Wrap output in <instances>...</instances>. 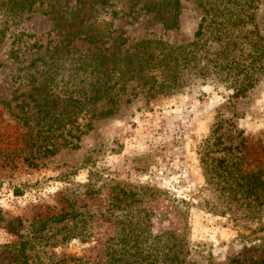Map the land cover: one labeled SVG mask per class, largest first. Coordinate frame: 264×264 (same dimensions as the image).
I'll return each instance as SVG.
<instances>
[{
	"label": "rangeland",
	"instance_id": "obj_1",
	"mask_svg": "<svg viewBox=\"0 0 264 264\" xmlns=\"http://www.w3.org/2000/svg\"><path fill=\"white\" fill-rule=\"evenodd\" d=\"M4 1L0 101L9 102L13 113L26 110L31 89L48 80L50 52L56 51L51 56L59 62L109 47L67 41L53 28L47 3L17 14ZM179 1L173 29L163 27L160 14L144 12L147 0H109L107 7H97L94 19L101 29L121 35L125 49L146 39L192 43L204 15L200 0ZM257 1L246 29L252 35L244 31V51L235 52L245 65L254 59L253 31L264 46V0ZM210 33L215 31L202 39ZM208 44L211 58L217 46ZM253 65L256 82L238 97L213 74L189 76L183 87L154 98L130 83L115 115L80 116L72 127L76 139H69L77 148L61 147L46 158L31 155L40 142L29 139L0 105V264H13L11 249L20 244L27 264H148L141 261L143 253L156 257L160 247L178 242L184 264L263 261L264 208L250 216L229 203L222 184L206 182L200 163L206 141L213 142L212 131L223 121L218 131L223 146L243 155L246 170L264 168V56ZM49 85L62 88L54 81Z\"/></svg>",
	"mask_w": 264,
	"mask_h": 264
},
{
	"label": "trees",
	"instance_id": "obj_2",
	"mask_svg": "<svg viewBox=\"0 0 264 264\" xmlns=\"http://www.w3.org/2000/svg\"><path fill=\"white\" fill-rule=\"evenodd\" d=\"M256 2L206 0L203 3L200 0L198 5L204 15L194 42L176 46L160 39H146L125 49V40L121 35L113 36L114 31L103 29L104 25L101 29L94 19L97 7H107L109 0H5L2 4L6 9L12 8L17 14L32 12L36 4L47 3L46 12L52 16L53 28L58 34L63 33L67 41L81 40L90 45L109 44V47L78 53L75 58L69 57L59 62L58 58L51 56L56 51L50 52L48 59L51 61L47 63L46 69L48 80L31 89L26 110L20 109L13 113L9 102L0 101V105L9 112L22 131L30 135L29 139L35 137L40 142L31 155L34 153L46 158L55 155L61 147L77 148L70 140L76 139L72 127L80 116L97 120L115 115L130 83H136V87H140L146 96L154 98L183 87L189 76L205 77L206 74H213L220 76L219 81L232 88L233 97L244 95L256 82L253 76L257 68L253 63L261 62L264 56V46L260 44L262 40L256 31H253L257 41L253 44L252 62L245 65L235 54L244 51L241 46L246 44L242 41L246 34L243 32L251 34L246 29L252 25L255 17ZM142 8L145 13L160 14L165 29L178 27L181 9L179 0H147ZM213 30V36L210 33L205 40L202 39L206 31ZM211 40L217 48L210 58L208 55L213 45L208 42ZM249 44L252 42L249 41ZM197 50L200 55H194ZM196 56L197 61L193 63ZM248 57L252 59V54ZM239 73L244 74L242 79H238ZM53 74L54 80H51ZM52 81L55 85L61 83L62 88L50 90ZM222 125L223 121L218 122L212 131L213 142H209L210 139L206 141L200 158L203 171L208 176L206 182L213 179L217 181V186L222 184L221 190L227 193L229 203L238 208L243 207L250 216H255L264 208V168L245 169L243 155H238L237 150L232 153L231 147L223 146L222 137L218 134ZM51 136L62 142L47 141ZM221 152L223 157L213 156ZM122 242L126 246L129 244L127 240ZM153 247L148 245L146 249L153 251ZM181 248L182 242L164 251L160 247L156 257L150 252L143 253L141 261L148 264H184V259L180 257ZM11 250L13 264H27L24 245L20 244L19 249ZM238 264H264V260Z\"/></svg>",
	"mask_w": 264,
	"mask_h": 264
}]
</instances>
